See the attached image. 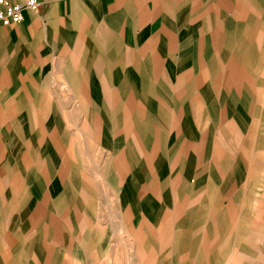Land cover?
<instances>
[{"label": "crops", "instance_id": "obj_1", "mask_svg": "<svg viewBox=\"0 0 264 264\" xmlns=\"http://www.w3.org/2000/svg\"><path fill=\"white\" fill-rule=\"evenodd\" d=\"M38 2L0 24V264H151V227L238 179L264 0Z\"/></svg>", "mask_w": 264, "mask_h": 264}, {"label": "rangeland", "instance_id": "obj_2", "mask_svg": "<svg viewBox=\"0 0 264 264\" xmlns=\"http://www.w3.org/2000/svg\"><path fill=\"white\" fill-rule=\"evenodd\" d=\"M252 47L241 81L244 149L231 157L233 168L238 162L233 171L238 179L224 193L207 190L203 197L199 192L185 197L161 230L151 227V264H264V35ZM97 239L101 247L92 258L117 254L118 260L126 259L124 252L109 251L116 237L101 234ZM125 242L118 237V243Z\"/></svg>", "mask_w": 264, "mask_h": 264}, {"label": "built area", "instance_id": "obj_3", "mask_svg": "<svg viewBox=\"0 0 264 264\" xmlns=\"http://www.w3.org/2000/svg\"><path fill=\"white\" fill-rule=\"evenodd\" d=\"M38 0H26L24 5L13 4L8 0H0V24L3 26L19 25L24 21V11L37 13ZM2 88L0 87V97Z\"/></svg>", "mask_w": 264, "mask_h": 264}]
</instances>
